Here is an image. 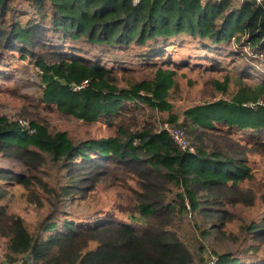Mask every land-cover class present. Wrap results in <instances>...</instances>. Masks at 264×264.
I'll use <instances>...</instances> for the list:
<instances>
[{
    "label": "trees",
    "instance_id": "1",
    "mask_svg": "<svg viewBox=\"0 0 264 264\" xmlns=\"http://www.w3.org/2000/svg\"><path fill=\"white\" fill-rule=\"evenodd\" d=\"M239 47L255 56L244 70ZM200 55L209 71L233 69L226 84L237 91L180 121L171 90L182 64ZM8 59L37 70L42 107L112 129L76 140L49 122L33 121L30 132L0 116V155L22 167L0 171V198L13 197L4 186H14L45 213L30 225L0 205L9 261L206 264L212 240L208 264H264V216L245 215L264 207V188L250 185L251 157L264 160V1L0 0V80L12 79ZM146 109L171 114L196 151L181 150ZM108 189L115 197L105 209ZM67 203L89 217H74Z\"/></svg>",
    "mask_w": 264,
    "mask_h": 264
},
{
    "label": "rangeland",
    "instance_id": "2",
    "mask_svg": "<svg viewBox=\"0 0 264 264\" xmlns=\"http://www.w3.org/2000/svg\"><path fill=\"white\" fill-rule=\"evenodd\" d=\"M244 0H233L236 7H240V4ZM237 45V44H234ZM239 52L244 53V61H240L243 65L238 63L242 70L248 67V64H253L250 57H255L249 48H237ZM133 55V53L131 54ZM202 55L198 58H194L191 64H182L178 69V75L174 88L171 90L169 97L170 102L173 105V115L179 117L180 121L185 120V111L189 108L201 105L203 103L211 102L212 100H220L230 98L236 93L237 89L233 80H230L226 84V78L235 77V73L229 70L224 71H209L207 66H203ZM133 58V57H132ZM184 58H175L178 63H184ZM8 59L6 64L8 65L12 79L0 80V116L6 117L11 122H18L19 120L26 121L31 124L33 121L49 122L53 127L59 130H66L76 140L88 139V138H100L107 137L112 133V129L108 127L105 122L87 123L84 121H78L72 117L61 114L56 110L49 111L42 107L37 99L39 98L40 81L36 77L35 73H38L34 67L28 65V62L15 61L13 64H9ZM234 59L224 62V66L227 69H231ZM252 62V63H251ZM206 64V63H204ZM134 71L139 73V76H146L148 74L145 66H131ZM4 69V68H3ZM131 69V70H132ZM241 70V72H242ZM4 70H2L3 72ZM215 80L220 84L214 86L211 81ZM245 83H250L248 80H244ZM264 103V98L261 99ZM249 104V103H248ZM147 114L155 117V123L164 130L165 125H172L176 127L175 122H171V114L168 112L151 111L146 109ZM195 150L197 149L193 140L191 139ZM252 165L256 174L255 181L250 183L256 188L262 186L264 188V160L261 156L251 157ZM48 168H50L51 174H54L58 170V166L55 162L49 161ZM22 169L21 165L12 158L0 155V171H19ZM8 185V184H7ZM9 190L13 197H7L5 199L0 198V205L9 204L10 210L16 214L22 216L30 225L37 224L45 213L42 210H38L33 206H28L25 198L21 196L22 190L14 186H4ZM112 197H115V193L108 189L102 194V203L109 208V204ZM82 205H70L67 203L65 210L69 213H73L75 216H81L88 218V212L82 209ZM245 215L249 218L261 219L264 216V207H259L247 211ZM207 248L203 253V257L208 264L212 257L213 252L210 247L212 240H208ZM264 251V250H263ZM15 261H9L7 258V243L4 238L0 237V263L13 264Z\"/></svg>",
    "mask_w": 264,
    "mask_h": 264
},
{
    "label": "built area",
    "instance_id": "3",
    "mask_svg": "<svg viewBox=\"0 0 264 264\" xmlns=\"http://www.w3.org/2000/svg\"><path fill=\"white\" fill-rule=\"evenodd\" d=\"M141 0H133V3L136 5L140 3ZM264 0H257L258 3H262ZM88 84V81H84L81 85L75 86L74 90H80L83 87H85ZM261 103V101H260ZM249 106H254L253 103L248 104ZM18 123L23 126L26 129H29L30 132H34V130L30 127V125L23 120H19ZM164 130H166L175 144L183 151L185 152H195V147L192 143V141L189 139L187 133L185 130L179 127H173L172 125H165ZM13 264H25V261L23 259H20L18 261H15Z\"/></svg>",
    "mask_w": 264,
    "mask_h": 264
},
{
    "label": "water",
    "instance_id": "4",
    "mask_svg": "<svg viewBox=\"0 0 264 264\" xmlns=\"http://www.w3.org/2000/svg\"><path fill=\"white\" fill-rule=\"evenodd\" d=\"M246 1H251V0H246ZM254 3H258L257 0H252Z\"/></svg>",
    "mask_w": 264,
    "mask_h": 264
}]
</instances>
